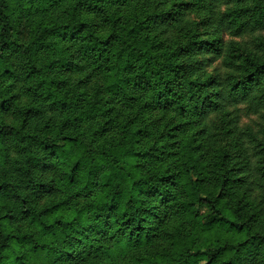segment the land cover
<instances>
[{
    "label": "trees",
    "instance_id": "trees-1",
    "mask_svg": "<svg viewBox=\"0 0 264 264\" xmlns=\"http://www.w3.org/2000/svg\"><path fill=\"white\" fill-rule=\"evenodd\" d=\"M263 32L264 0H0V264H264Z\"/></svg>",
    "mask_w": 264,
    "mask_h": 264
},
{
    "label": "rangeland",
    "instance_id": "rangeland-1",
    "mask_svg": "<svg viewBox=\"0 0 264 264\" xmlns=\"http://www.w3.org/2000/svg\"><path fill=\"white\" fill-rule=\"evenodd\" d=\"M224 9V8H223ZM258 34L255 35H250V34H246L243 38L237 37L235 35L234 32H232V36L229 37L230 40H233L239 44H244L245 42H253L255 41L253 38L257 37ZM261 37H264V32L260 33ZM17 37L20 39L21 42H25L28 38L27 35V30L22 27L19 29V32L17 34ZM13 68L14 70H16L18 73L17 74H21L22 72V65L20 63L19 60H15L14 64H13ZM220 69V64L216 63L212 69V71L214 70H219ZM2 73V71L0 72V74ZM229 72L228 71H224L222 72L223 76L228 75ZM240 111L238 113L239 117H240V124L242 126L243 129H250L253 131V133L255 134H259L262 135V133L264 132V114L259 113V114H255L254 111L252 109H250L248 106L243 105L240 106ZM100 120L98 118L94 119L92 122L87 123L83 126V129L85 131L89 130V129H95L97 127V124Z\"/></svg>",
    "mask_w": 264,
    "mask_h": 264
}]
</instances>
